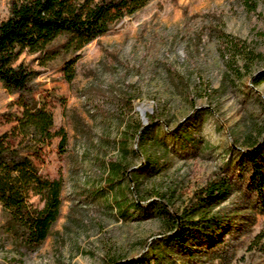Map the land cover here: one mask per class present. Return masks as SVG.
I'll list each match as a JSON object with an SVG mask.
<instances>
[{
    "label": "rangeland",
    "instance_id": "rangeland-1",
    "mask_svg": "<svg viewBox=\"0 0 264 264\" xmlns=\"http://www.w3.org/2000/svg\"><path fill=\"white\" fill-rule=\"evenodd\" d=\"M10 4L0 0V20ZM234 40L241 47H230ZM79 54L71 82L60 60L40 66L35 55L21 57L40 70L33 94L68 136L64 151L55 137L39 162L45 176L63 178V205L46 241L30 248L0 204V264L161 253L166 220L125 204L157 200L179 216L221 179L232 190L209 210L227 226L213 242L191 244L193 255L173 253L163 264H264V212L239 177L242 152L264 137V79L254 82L264 71V0H152ZM18 96L0 87V134L15 124L5 113L21 111ZM142 125L153 133L139 146ZM179 128L187 141L173 134ZM147 157L158 173L145 171Z\"/></svg>",
    "mask_w": 264,
    "mask_h": 264
},
{
    "label": "trees",
    "instance_id": "trees-1",
    "mask_svg": "<svg viewBox=\"0 0 264 264\" xmlns=\"http://www.w3.org/2000/svg\"><path fill=\"white\" fill-rule=\"evenodd\" d=\"M150 1L11 0L8 17L0 20V87L18 94L16 104L21 108L17 114L5 113L8 121L15 124L0 134V204L30 248H38L46 241L61 216L63 205V178L51 179L41 172L39 162L43 150L59 137V146L64 151L68 136L63 128L54 130L53 112L33 94L40 70L21 57L24 53L35 55L34 61L40 66L60 60L64 76L71 82L76 76L75 65L81 49ZM230 47L241 46L234 40L230 41ZM244 52L247 54L244 58L252 61L249 51ZM263 79L264 71L254 77V82ZM149 121H153L152 117ZM141 128L139 146L145 145L153 133L152 127L142 125ZM173 134L179 141L188 139V132L181 128ZM242 154L239 177L245 191L264 212V137ZM157 170L153 160L147 157L145 171L156 174ZM139 177L136 173L133 180ZM231 190L226 179L211 182L179 216L171 214L157 200L146 204L137 200L126 203L127 210L134 208L166 220L162 250L129 261L111 259L107 264H163L166 256L171 257L173 253L182 251L193 255L191 244L202 240L213 242L215 234L227 226L220 215L211 213L209 206L225 200ZM33 197L43 205H35ZM263 238L264 228L257 238V246L264 251Z\"/></svg>",
    "mask_w": 264,
    "mask_h": 264
},
{
    "label": "bare ground",
    "instance_id": "bare-ground-1",
    "mask_svg": "<svg viewBox=\"0 0 264 264\" xmlns=\"http://www.w3.org/2000/svg\"><path fill=\"white\" fill-rule=\"evenodd\" d=\"M140 109H141L143 112H146V110H147V107H145V106H142V107H140Z\"/></svg>",
    "mask_w": 264,
    "mask_h": 264
}]
</instances>
